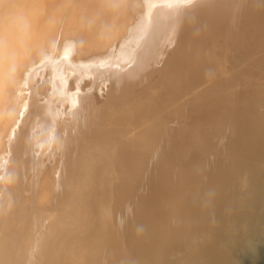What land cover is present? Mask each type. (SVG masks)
Returning a JSON list of instances; mask_svg holds the SVG:
<instances>
[{"label": "bare ground", "instance_id": "obj_1", "mask_svg": "<svg viewBox=\"0 0 264 264\" xmlns=\"http://www.w3.org/2000/svg\"><path fill=\"white\" fill-rule=\"evenodd\" d=\"M57 2L0 0V264H222L210 221L260 180L264 0Z\"/></svg>", "mask_w": 264, "mask_h": 264}, {"label": "water", "instance_id": "obj_2", "mask_svg": "<svg viewBox=\"0 0 264 264\" xmlns=\"http://www.w3.org/2000/svg\"><path fill=\"white\" fill-rule=\"evenodd\" d=\"M260 180L245 186L209 224L210 241L215 247L239 252L246 264H264V140L258 148Z\"/></svg>", "mask_w": 264, "mask_h": 264}, {"label": "rangeland", "instance_id": "obj_3", "mask_svg": "<svg viewBox=\"0 0 264 264\" xmlns=\"http://www.w3.org/2000/svg\"><path fill=\"white\" fill-rule=\"evenodd\" d=\"M55 1V3L59 0H53V2ZM57 2V3H58ZM218 248V247H217ZM218 249H222L223 253L225 254V260H222V256L220 255H215L216 258H219L220 262H222V264H246V261L244 259V257L237 251L232 250V249H224V248H218ZM224 262V263H223Z\"/></svg>", "mask_w": 264, "mask_h": 264}]
</instances>
